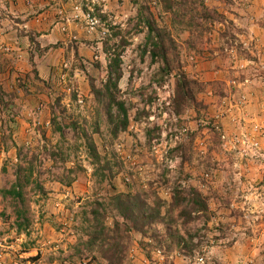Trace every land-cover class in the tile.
<instances>
[{
  "label": "rangeland",
  "instance_id": "rangeland-1",
  "mask_svg": "<svg viewBox=\"0 0 264 264\" xmlns=\"http://www.w3.org/2000/svg\"><path fill=\"white\" fill-rule=\"evenodd\" d=\"M50 2L58 28L48 46L65 61L42 85L49 95L28 107L0 95V264H97L89 258L95 254L78 250L96 201L110 229L121 221L116 195L148 203L141 230L132 225L122 237L123 264L264 262V0ZM183 9L197 28L183 27ZM144 18L164 36L168 74L151 57ZM117 54L114 98L127 110L128 127L113 137L105 88ZM183 77L194 102L178 110ZM81 131L103 174L87 158ZM15 183L24 185L22 199L4 192ZM191 189L205 199V212L189 213ZM155 207L160 214L150 218ZM24 219L26 229L17 232ZM250 252L251 262L243 255Z\"/></svg>",
  "mask_w": 264,
  "mask_h": 264
},
{
  "label": "trees",
  "instance_id": "trees-1",
  "mask_svg": "<svg viewBox=\"0 0 264 264\" xmlns=\"http://www.w3.org/2000/svg\"><path fill=\"white\" fill-rule=\"evenodd\" d=\"M167 2L170 3V1ZM171 4L174 3H170L169 8H171ZM202 11L203 12L201 16H206L203 19H209V17H207V12L205 11V9H202ZM187 15H189V13L183 9V18H186ZM144 20L149 31V34L146 37V42L148 45L152 46L153 50L150 52L151 57L152 59L156 57L161 58L165 62V68L163 67L161 72L168 74L171 71V69L169 68L171 64L168 62L166 51L161 44L163 42L164 36L161 35L160 30L154 27L150 18H144ZM183 27H186L187 29L197 28L194 20L190 17V15L183 23ZM152 32L156 33L157 38L152 35ZM118 63L119 54H117L114 59H112L111 64L109 65V78L105 88V95L107 98L106 110L108 112L107 115L109 124L112 127L111 134L113 135V137H116L119 132L126 131L128 127L127 110L125 109L122 102L116 101V99L114 98V90L117 88V82L120 78V74L118 73ZM113 73L115 75V78L112 81L111 78L113 76ZM191 84L192 83H189L185 79V77L177 80L174 106L175 108H178V110H181V102H184L185 106H188V104L194 102V92L190 87ZM1 99L2 97L0 98V100ZM114 106L116 113L112 112ZM177 113H180V111H177ZM73 126L76 127L75 124H73ZM58 130H60V128ZM81 135L84 139L87 158L91 160V163L93 165L97 166L96 172L99 171L103 174L104 167L100 165L101 157L96 152L91 138L87 136L83 131H81ZM28 171V176H26L27 178L25 180L27 182H29L28 177H30L32 174L31 167L28 168ZM59 182L63 183V181L61 180H59ZM69 184L70 183L68 182L65 183V185L67 186ZM23 186V184L15 183L9 190H5L4 192L6 194H10L14 199H22ZM180 198V195H175L172 201L173 208L178 205V201ZM113 200L115 202L114 209L116 210L114 211L118 212L121 221L114 220V226L112 229H110V227L105 224V208H101V211H99L98 208V206H102L103 203L96 201L92 205V209L89 211L91 217L87 219V222H90L91 224V230L86 231L88 239L86 242L81 244L78 250L80 257H83L84 253H87L89 255L95 254L93 257L91 256L89 258L94 263L97 262V264H123V262H125L126 259L124 260V257L125 251L127 249V243L121 242L122 237L129 232L130 226L132 225L135 226V229L141 230L138 229L139 227H137V224L140 221L139 219L142 218V220H145V216L142 215V210L144 209V207L148 208V203L146 202L145 197H140L139 195H116ZM189 201L191 202V210H189L190 214L194 212H205L207 210L205 199H203V197L197 190L191 189L189 193ZM152 210L154 211V214L150 218L158 217L160 214L159 208L155 207ZM180 214L188 215V211H182ZM85 216H87V213H85ZM127 221H129V224L127 223ZM27 224L28 221L26 219H24V223L22 224L17 223V232L25 230Z\"/></svg>",
  "mask_w": 264,
  "mask_h": 264
},
{
  "label": "crops",
  "instance_id": "crops-1",
  "mask_svg": "<svg viewBox=\"0 0 264 264\" xmlns=\"http://www.w3.org/2000/svg\"><path fill=\"white\" fill-rule=\"evenodd\" d=\"M51 4L56 5L50 0H0V95L5 98L13 96L19 107L21 104L24 107L34 106L46 100L49 93L43 86L65 61L63 53L52 52L48 46L53 38L52 31L58 25L55 21L58 9L56 6L53 9ZM37 10L41 13L33 15ZM67 22L70 23V19ZM63 25L66 27L65 23ZM35 75L42 79L41 83L34 79ZM21 77L26 79L20 80ZM19 127L17 125L18 132ZM258 241L252 239L251 242ZM238 243L237 240L233 244ZM243 255L250 262L255 260L253 252ZM261 259L264 261V257Z\"/></svg>",
  "mask_w": 264,
  "mask_h": 264
},
{
  "label": "built area",
  "instance_id": "built-area-1",
  "mask_svg": "<svg viewBox=\"0 0 264 264\" xmlns=\"http://www.w3.org/2000/svg\"><path fill=\"white\" fill-rule=\"evenodd\" d=\"M263 232H264V230H263ZM198 262H199V263H202V262H203V259H201V258L198 259Z\"/></svg>",
  "mask_w": 264,
  "mask_h": 264
}]
</instances>
